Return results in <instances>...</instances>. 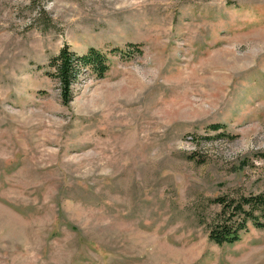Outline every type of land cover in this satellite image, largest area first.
Segmentation results:
<instances>
[{
	"label": "rangeland",
	"instance_id": "1",
	"mask_svg": "<svg viewBox=\"0 0 264 264\" xmlns=\"http://www.w3.org/2000/svg\"><path fill=\"white\" fill-rule=\"evenodd\" d=\"M65 45L122 51L68 106ZM262 192L264 0H0V264H264L208 227Z\"/></svg>",
	"mask_w": 264,
	"mask_h": 264
},
{
	"label": "trees",
	"instance_id": "2",
	"mask_svg": "<svg viewBox=\"0 0 264 264\" xmlns=\"http://www.w3.org/2000/svg\"><path fill=\"white\" fill-rule=\"evenodd\" d=\"M135 49L139 50V47ZM120 52V49H114L105 53L91 47L85 54L79 55L65 45L48 64V74L58 83L62 103L66 106L71 103L74 86L86 73L103 78L110 69V57ZM223 127L220 124L212 126L215 130ZM213 203L221 207V211L208 225L209 239L216 245L240 242L249 224L255 229H264V192L238 199L221 197L213 200Z\"/></svg>",
	"mask_w": 264,
	"mask_h": 264
}]
</instances>
